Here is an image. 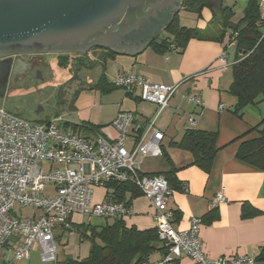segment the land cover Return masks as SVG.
<instances>
[{"label": "crops", "instance_id": "crops-1", "mask_svg": "<svg viewBox=\"0 0 264 264\" xmlns=\"http://www.w3.org/2000/svg\"><path fill=\"white\" fill-rule=\"evenodd\" d=\"M221 1L234 11L240 8L241 16H234L232 20L239 21L247 0ZM258 4L264 6V0H258ZM183 12L185 11L182 8L178 11L179 26L196 30L199 37L190 39L182 51L160 55L153 52L148 45L134 57L112 51L114 56L106 60L104 68H95L99 70L97 78L104 74L108 83L117 75L131 73L153 83L180 84L178 93L171 99L167 108L157 114L155 105L144 103L136 97L138 90L134 94H127L122 89L108 93L97 91L92 97L79 95L75 102L89 104L82 108L76 107L74 102L75 116L79 122L65 123L78 127L88 126L109 142H113L116 132L110 127V123L120 112L131 113L141 124L154 120V128L163 133L161 149H164L176 170L171 173L168 163L160 156L145 158L141 163L140 172L148 176L168 174L170 181L175 185L167 202V208L177 215L171 223L172 228L175 231L185 230L191 218L201 219L213 209L211 200L223 189L225 203L215 207L217 219L210 224L201 221L199 234L203 253L209 260L238 256L255 259L264 245V173L236 159L239 141L235 139L264 119V101L258 98L254 104L245 107L240 115L233 113L236 99L229 93V87L232 82L231 68L238 54L234 44L229 42L230 31H227L224 39L219 42L215 39L222 31L215 23L210 22L212 14L209 9L204 8L200 17L190 12L193 17L186 18L182 16ZM160 34L161 32L156 39ZM160 40L171 41L172 36L167 34ZM100 53L96 52L94 58ZM221 55L225 57V64L219 62ZM185 95L198 98L201 107L186 101L183 98ZM94 111H97L96 115L93 114ZM198 113L200 116L195 124L191 125L188 122L189 117ZM189 129L215 133L217 136L216 145L220 150L209 172L191 166L192 157L188 152L170 147L172 141H179ZM127 148H130V144ZM95 191V203L106 201L105 189L97 188ZM125 198L126 201L130 200L129 207L132 211L131 216L124 220L125 225L138 230L154 228V210L149 201L140 194L131 198L128 193ZM244 203L261 214L242 218ZM74 221H70L67 227L58 229L55 237L77 224ZM88 250L82 258L88 255ZM184 263L194 264L187 257H181L175 264Z\"/></svg>", "mask_w": 264, "mask_h": 264}, {"label": "built area", "instance_id": "built-area-1", "mask_svg": "<svg viewBox=\"0 0 264 264\" xmlns=\"http://www.w3.org/2000/svg\"><path fill=\"white\" fill-rule=\"evenodd\" d=\"M259 9L264 20V6ZM169 52L179 50L171 47ZM219 62L225 64L224 55ZM110 84L127 94L138 90L136 97L155 105L157 114L169 106L180 86L153 83L131 73L117 75ZM183 98L202 105L195 96ZM199 116L189 117L188 122L195 124ZM64 123L57 117L41 125L31 124L0 109V249L13 252V260L7 264L29 261L35 246L40 248L42 263L56 264L55 233L75 216L126 220L132 211L124 203L94 202L95 190L111 181L131 184L154 210L165 255L150 264H175L181 257L194 264H256L248 256L207 259L199 218H191L185 230L172 228L174 214L167 208L172 191L166 179L140 172L145 158L162 155L163 133L154 128V120L141 124L131 113L120 112L110 123L116 132L113 142L88 126H80L77 132L64 131ZM81 132L88 133L81 136ZM223 203L222 189L211 200V207Z\"/></svg>", "mask_w": 264, "mask_h": 264}, {"label": "trees", "instance_id": "trees-1", "mask_svg": "<svg viewBox=\"0 0 264 264\" xmlns=\"http://www.w3.org/2000/svg\"><path fill=\"white\" fill-rule=\"evenodd\" d=\"M208 1L182 0L181 8L196 14L198 17L204 8L209 9L212 14L210 22L215 23L222 31L215 39L219 42L224 39L226 32L230 31L229 42L234 44L238 55L231 68L232 82L229 93L236 99L233 113L240 115L239 113L245 107L254 104L258 98L264 101V20L260 16L258 0H247L242 17L237 22L232 21L235 16L232 7L223 5L221 0H218L216 7H212ZM164 31L172 36L171 41L154 39L148 44L153 52L160 55L168 53L171 47L182 51L190 39L199 37L196 30L179 26L178 12L173 16L170 24L164 28ZM96 50L101 53L94 59L90 58L89 54H84L73 60L74 75L81 70L92 71L97 66H101L103 69L106 60L114 56L112 51ZM71 62L69 56H61L58 58L57 65L66 69L69 68ZM90 89L108 93L118 88L108 83L104 74H101L93 81ZM77 94L78 92L74 95L71 103L77 98ZM49 120L43 122L46 123ZM64 125L75 132L80 128L70 123ZM216 140L215 133L189 129L185 131L179 141H172L170 147L188 152L192 157L191 166L209 172L213 160L220 150L216 145ZM235 140L239 141L235 154L236 159L264 173V119ZM161 150V156L168 163L172 173L176 169H174L173 163L164 149ZM161 176L166 179L171 191H173L175 185L170 181L169 175ZM103 189L106 191L105 199L107 202L124 203L127 206L130 203V200L126 201L125 198L128 193L131 198L140 194L131 184L112 181L106 183ZM173 214L176 218V213L173 212ZM260 214L258 210L247 203L242 205V218ZM215 219H217V209L213 208L201 218V221L210 224ZM73 231L78 234L80 242H89L88 255L81 259L67 256L63 260L57 261L56 264H150L152 263L151 257L154 255L159 257L158 260L165 255V249L158 238L156 227L138 230L135 227H127L123 220L116 219L110 223L105 220L103 224L98 225L91 223L73 224L72 227L65 229L64 233ZM57 238L60 239V236ZM255 262L264 264V245L255 258Z\"/></svg>", "mask_w": 264, "mask_h": 264}, {"label": "water", "instance_id": "water-1", "mask_svg": "<svg viewBox=\"0 0 264 264\" xmlns=\"http://www.w3.org/2000/svg\"><path fill=\"white\" fill-rule=\"evenodd\" d=\"M182 0H0L3 81L18 55L88 54L93 49L134 57L168 26ZM212 7L218 1H208ZM3 61H0L2 63Z\"/></svg>", "mask_w": 264, "mask_h": 264}, {"label": "rangeland", "instance_id": "rangeland-1", "mask_svg": "<svg viewBox=\"0 0 264 264\" xmlns=\"http://www.w3.org/2000/svg\"><path fill=\"white\" fill-rule=\"evenodd\" d=\"M235 16L240 17L241 11L240 8L235 9ZM190 12H183V17H193ZM168 32H161L158 40L163 39ZM98 50H95V53ZM94 51L90 54L91 58L95 56ZM171 53V52H168ZM167 53V54H168ZM89 54V53H88ZM84 55V54H80ZM79 55L69 56L72 62L69 65V68L66 70L60 68L56 65L57 59L55 56L46 55L42 56V59L47 63L52 64L53 69L55 70V77H52V73L49 70H39L41 73V78L38 79L36 74L28 76L22 81H18L16 89H9L6 91L5 95L0 98V109H3L5 112L12 115L18 116L31 124L41 125L44 124L43 121L47 119L61 117L65 121L70 123L79 122L78 118L75 116L74 102H72L74 95L77 94V97H85L90 95L91 97L97 93L96 90L90 89L93 84V81L96 80L97 74L99 73L98 69L93 71L81 70L74 75L75 67L73 66V60L76 59ZM86 76H89L86 79ZM76 77V79H74ZM55 80V81H53ZM120 90V89H119ZM76 107H86L89 103L76 104ZM93 114H97V111H94ZM106 116L107 114H102ZM93 122V120H92ZM64 131H72L70 128L61 127ZM88 132H81V136L86 135ZM96 191L94 192V196ZM28 212V211H27ZM73 220L77 224H103L104 219L101 218H90L86 216H77ZM72 220V221H73ZM108 223L111 221L108 220ZM72 227V226H71ZM65 230H63L64 233ZM62 233V234H63ZM58 233L60 236L56 239V248H57V261L63 260L65 257L70 256L74 259H80L84 257L89 248V242L79 241L78 234L73 232H65L63 235ZM62 237V238H61ZM0 264L2 262L6 263L13 260V252L0 249ZM41 251L38 246H35L31 253L29 261H13L12 264H51V263H42L40 260ZM158 260V256L154 255L151 257V261L155 262ZM188 264V263H184Z\"/></svg>", "mask_w": 264, "mask_h": 264}, {"label": "flooded vegetation", "instance_id": "flooded-vegetation-1", "mask_svg": "<svg viewBox=\"0 0 264 264\" xmlns=\"http://www.w3.org/2000/svg\"><path fill=\"white\" fill-rule=\"evenodd\" d=\"M96 49L91 50L89 53H92ZM75 55V54H71ZM71 55H51L55 56L57 59L56 65L58 63V58L61 56H71ZM42 56L46 55H16L10 58V61L8 62L11 66L9 75L7 76V81L5 83V92L9 89H16L18 81H22L26 79L28 76L32 74H36L38 79L41 78V73L39 70H49L52 73V77H55V70L52 67V64L47 63L42 59ZM0 61H3L0 63V67H4L6 65V60L0 59ZM67 69V68H66ZM65 69V70H66ZM2 73H0V85L2 84L3 77ZM89 76H86V79H88ZM55 81V80H53Z\"/></svg>", "mask_w": 264, "mask_h": 264}]
</instances>
